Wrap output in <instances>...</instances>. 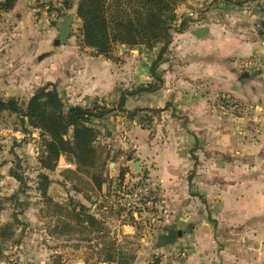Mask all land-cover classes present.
I'll list each match as a JSON object with an SVG mask.
<instances>
[{"label": "rangeland", "instance_id": "374dc122", "mask_svg": "<svg viewBox=\"0 0 264 264\" xmlns=\"http://www.w3.org/2000/svg\"><path fill=\"white\" fill-rule=\"evenodd\" d=\"M33 1L29 0L30 7L36 14L35 19H44L43 26L38 30V37L42 42L41 46L48 47V51L43 53L42 59L39 58L42 54L38 57L36 54L29 57L28 61L26 55L36 35L35 31L32 32L28 27V31L20 30L12 36V31L6 24L10 17L6 12H0V54L7 52L8 56L12 52L16 53L9 62H5L6 58L0 59V62L3 61L2 69L9 67L6 72L0 70V93L18 98L19 104L25 109L30 97L39 87L52 83L50 87L59 91L67 109L73 104L65 82L64 55H71L73 58H77V54L100 55H94V50L85 47L81 41L82 22L73 10L78 0L66 2L68 14L75 12L76 16L68 44L59 45L54 43L59 37L58 23H63L68 14L59 22H52L36 9ZM234 1L240 3L228 4L226 0H177L176 24H179L182 16L190 17L192 21L186 30L172 31V42L157 68L160 80L150 75V67L158 56L161 43L153 48L144 45H118L114 48L116 60H109L101 55L100 61L91 63V66H110L112 71L118 72V83L106 94V101L110 105L117 103L122 93L126 95L123 108L114 106L115 111L109 116L94 120V124L101 130L97 144H105L111 149V156L105 168L106 181L101 189H94L85 170L79 171V174L75 166H65L66 159L63 157L54 171L44 169L40 157L46 137L39 129L31 127L26 117L11 110L0 113V199L3 204L0 226L13 223L14 227V235L5 242L0 264H78L77 261H71L76 258H88L92 263L101 264V259L96 253L101 247L98 244L100 239L96 238L98 229L94 228L90 235L93 240L87 241L89 236L87 232H82L81 218L78 217L79 203L84 204L91 214H96V217L103 220L109 230H114L121 223L118 216L127 211L119 199L123 197V193L145 182L151 183L158 204L154 208H137L139 218L126 219L136 231L134 234L118 236L120 243L133 248L137 256L148 259L151 263L158 259L157 256L164 255L161 251L158 252V249L177 245L183 235L176 243L165 246L159 244L160 235L167 233L173 223H177V228L184 233L187 227L193 224V219L169 217V212L164 213L165 196L161 194L160 186L155 184L153 176L150 175V168L153 167L147 164L149 168L144 165L140 171V167L135 169L131 163L127 164V160L151 159L146 149L152 145L157 147L172 143L177 147H192L190 136H186L191 135L190 118L185 109L173 105L176 99L174 85L180 72L190 75L191 72L197 74L201 70L206 71L207 67L214 64L216 58L223 54L225 48L229 62L234 66L237 59L260 53L259 48L253 49V45L264 47L263 25H253L255 18H251L254 13L252 8L257 4V0ZM259 14L260 17L264 16ZM243 21L246 24L242 25ZM223 33H226V39H222ZM200 34L204 36L202 39L198 38ZM229 34L231 36H228ZM14 37H19L18 44L8 53L6 50L12 46L10 43ZM69 49L74 51L69 52ZM207 55L216 57L208 59L209 63L206 64L204 56ZM77 64L75 61L74 65ZM149 83L158 85V88L153 91L143 89ZM207 86L208 89L202 92L203 96L210 97L213 103L210 108L214 109V114L219 116L226 112V120L233 121L236 114L252 117L260 110L248 102H241L240 99L244 98L223 94L216 89L212 91L210 84ZM134 110L137 115L130 117L128 111ZM246 125L254 127V124H243ZM256 139L250 138L249 142H255ZM236 140L238 143V139ZM214 167L203 169L205 175L222 178V166L218 164ZM42 172L48 174L51 179L47 198L39 189V183L42 181L39 174ZM190 172L191 170L186 173V177ZM74 184L82 187L85 192L77 193L73 188ZM216 216L218 212L211 208L209 225L225 224L214 218ZM177 252L186 256L188 248H179Z\"/></svg>", "mask_w": 264, "mask_h": 264}, {"label": "crops", "instance_id": "0c3cea01", "mask_svg": "<svg viewBox=\"0 0 264 264\" xmlns=\"http://www.w3.org/2000/svg\"><path fill=\"white\" fill-rule=\"evenodd\" d=\"M252 12L251 18H255L253 25L262 24L264 16L260 17L259 13L264 15V0H257ZM6 14L10 17L6 24L12 36L20 30L28 31V27L35 31L26 55L28 61L32 55L37 54L38 57L48 51V47L41 46L38 37L44 19H35L36 14L29 0H18ZM243 24H246L245 21ZM203 37L202 34L198 36L199 39ZM222 39H226V33L222 34ZM18 41L19 37H14L10 43L12 48L6 51L9 53L15 49ZM257 46L253 45V49L259 48L264 55V47ZM73 51L69 49V52ZM6 53L0 54V59L6 58L5 62L16 56L15 52L8 56ZM222 53L206 71L191 72L190 75L180 72L174 85L176 99L173 105L185 109L190 118L191 135L186 133V136H190L192 147H177L172 143L157 147L152 145L146 149L151 159L140 161V171L144 165L149 168L147 164L153 167L150 168V175L165 196L164 213L169 212V217L193 219V224L187 227L175 247L157 250L164 254L157 256L159 264H264V71L245 76L246 72L239 71L229 62L226 48ZM77 55L78 59L64 55V76L70 101L73 105L87 106L94 101L106 100V94L118 83V72L112 71L110 66H91V63L101 60V55ZM204 57L208 64V59L216 56ZM2 64L3 61L0 62V70L6 72L9 67L2 69ZM207 84L212 91L216 89L223 94L239 96L245 99H240L241 102H248L260 110L252 117L236 114L233 121L226 120V112L219 116L214 114V109L210 108L213 105L210 97L203 96L202 92L208 89ZM245 123L254 124V127L243 126ZM250 138L260 140L249 142ZM138 160L128 158L127 164L134 166ZM218 164L224 171L222 178L205 175L203 169L215 168L214 165ZM211 208L218 212L214 218L225 224H208ZM118 220L121 223L114 228L118 236L135 233L134 226L128 224L123 214L118 216ZM179 248H188V255L178 253ZM71 261L85 264L83 258ZM154 262L137 256L135 264Z\"/></svg>", "mask_w": 264, "mask_h": 264}, {"label": "trees", "instance_id": "16d2710c", "mask_svg": "<svg viewBox=\"0 0 264 264\" xmlns=\"http://www.w3.org/2000/svg\"><path fill=\"white\" fill-rule=\"evenodd\" d=\"M17 1L0 0V12L11 11ZM226 3L239 4L240 1L226 0ZM176 6L177 0H78L74 9L82 22L81 41L85 47L94 50V55L116 60L114 48L118 45H144L153 48L161 43L158 56L150 67V75L160 80L157 68L172 42V31L182 32L192 21L190 17L182 16L179 24H176ZM262 25L264 30V21ZM51 85L52 83H48L39 87L30 97L25 109L19 104L18 98L0 93V113L11 110L26 117L29 125L39 129L46 137L40 157L44 169L54 171L64 157L76 167L77 173L81 174V170L88 172L94 189H101L106 181L105 168L111 156V149L105 144H97L101 130L94 124V120L109 116L115 111L114 106L123 108L126 95L121 92L118 102L114 105L102 99L94 101L91 106L77 104L66 109L59 91L55 87L51 88ZM144 88L153 91L158 85L149 83ZM128 113L130 117L137 115L135 110ZM39 176L42 179L39 189L47 198L51 179L43 172ZM66 179L69 180L67 176ZM73 186L77 193L85 192L79 185ZM2 209L0 199V211ZM78 210L82 232H87L89 236L87 241L93 240L90 235L94 228L98 229L96 238L100 239L98 244L101 247L96 253L101 259V264H135L137 252L120 243L118 234L112 232L113 229L109 230L105 222L96 217V214H91L84 204L79 203ZM13 235V223L0 226V257L4 254L6 240ZM85 263L98 264L90 262L88 258ZM154 264H159V258Z\"/></svg>", "mask_w": 264, "mask_h": 264}, {"label": "built area", "instance_id": "2783aa9c", "mask_svg": "<svg viewBox=\"0 0 264 264\" xmlns=\"http://www.w3.org/2000/svg\"><path fill=\"white\" fill-rule=\"evenodd\" d=\"M36 9L41 12L48 20L52 22H59L68 14L66 7L67 0H34ZM264 44V41H263ZM235 67L246 73H259L264 71V55L255 53L236 60ZM65 166L72 167L69 162ZM157 195L152 190L150 182H145L142 185L136 186L134 189L123 193V197L119 199L127 211L123 213V218L129 219L139 218V211L141 208H154L158 204ZM138 208V210H137Z\"/></svg>", "mask_w": 264, "mask_h": 264}, {"label": "water", "instance_id": "95a60500", "mask_svg": "<svg viewBox=\"0 0 264 264\" xmlns=\"http://www.w3.org/2000/svg\"><path fill=\"white\" fill-rule=\"evenodd\" d=\"M76 16L75 12L69 13L67 18L64 20L63 23L59 26V37L55 39V44H68V38L70 37L71 27L73 24V20ZM44 54H42L39 58L42 59ZM245 76H249V73H245ZM140 167V160H138L134 164L135 169H139ZM183 235V231L177 228V223H173L171 228L167 229V233L160 235L159 237V244L162 246L165 245H172L176 243L178 238Z\"/></svg>", "mask_w": 264, "mask_h": 264}]
</instances>
